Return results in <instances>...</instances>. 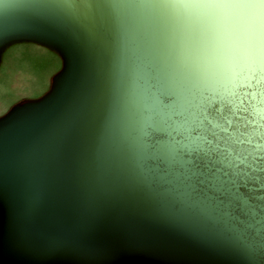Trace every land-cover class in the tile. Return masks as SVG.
Instances as JSON below:
<instances>
[{"label": "water", "instance_id": "1", "mask_svg": "<svg viewBox=\"0 0 264 264\" xmlns=\"http://www.w3.org/2000/svg\"><path fill=\"white\" fill-rule=\"evenodd\" d=\"M62 39L70 79L0 134V201L34 237L168 241L264 264V2L0 0Z\"/></svg>", "mask_w": 264, "mask_h": 264}, {"label": "rangeland", "instance_id": "2", "mask_svg": "<svg viewBox=\"0 0 264 264\" xmlns=\"http://www.w3.org/2000/svg\"><path fill=\"white\" fill-rule=\"evenodd\" d=\"M264 0H209L218 14ZM72 59L62 39L25 11L0 15V134L51 105L68 85ZM0 264H227L193 245L147 241L78 245L34 237L0 201Z\"/></svg>", "mask_w": 264, "mask_h": 264}]
</instances>
